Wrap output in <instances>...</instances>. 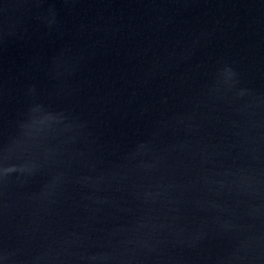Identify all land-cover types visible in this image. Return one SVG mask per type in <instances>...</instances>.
<instances>
[{
  "label": "water",
  "instance_id": "1",
  "mask_svg": "<svg viewBox=\"0 0 264 264\" xmlns=\"http://www.w3.org/2000/svg\"><path fill=\"white\" fill-rule=\"evenodd\" d=\"M0 264H264V0H0Z\"/></svg>",
  "mask_w": 264,
  "mask_h": 264
}]
</instances>
